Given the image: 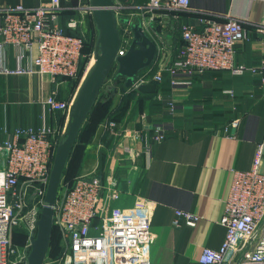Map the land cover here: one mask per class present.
<instances>
[{
    "label": "built area",
    "instance_id": "built-area-1",
    "mask_svg": "<svg viewBox=\"0 0 264 264\" xmlns=\"http://www.w3.org/2000/svg\"><path fill=\"white\" fill-rule=\"evenodd\" d=\"M261 1L264 9V0ZM130 4L115 0L116 16L134 21L141 18L144 30L158 46L152 67L140 73L131 88L156 85L164 81L165 74L170 76L172 87L188 85L196 75L215 70H229L237 75L257 73L264 80V59L257 66L236 61L237 44L248 38L240 18L227 16L219 21L213 14L199 11L204 26L198 28L182 16L193 12L191 0H146L141 6ZM70 8L78 10L80 16L68 20L69 28L76 29L86 17L92 16L90 0H78L74 6L64 5L62 0H37L33 6L19 3L0 7V74L35 76L41 88L45 78H49L55 87L48 94L42 92L38 101L52 112H64L67 118L75 95L71 100H62L58 94L60 88L68 85V78L77 77L84 45L83 35L68 33L63 26L62 12ZM164 15L178 23L182 45L176 52L166 38L168 24L161 19ZM260 27L264 32V19ZM119 29L122 37L119 54L123 55L131 45L133 32L129 24L120 21ZM7 48L16 51L15 67L4 59ZM236 125L237 120L233 127ZM101 127L114 138L107 153L108 165L101 176L96 169L93 174L77 176L72 185L62 181L54 206V225L61 232L63 255L57 260L47 256L44 264H153L149 248L153 240L154 205L143 197H138L129 208L116 205L122 192L113 167L117 151L129 159L142 151L150 156L152 143H140L141 131L127 129L122 121L106 120ZM153 128L152 142L159 143L165 138L168 125L162 123ZM65 131V127L60 130L44 119L39 126L9 128L0 124L3 138L0 140V264H28L31 235L37 231L53 157ZM123 137H128L130 143H122ZM105 145L99 144L101 148ZM263 162L264 142H261L251 168L233 171L221 218L226 227L225 240L218 249L205 248L198 264H264ZM198 220V215L177 209L173 225L194 226ZM17 227L28 232L23 245L14 242Z\"/></svg>",
    "mask_w": 264,
    "mask_h": 264
},
{
    "label": "crops",
    "instance_id": "crops-1",
    "mask_svg": "<svg viewBox=\"0 0 264 264\" xmlns=\"http://www.w3.org/2000/svg\"><path fill=\"white\" fill-rule=\"evenodd\" d=\"M145 1L127 0L125 3L141 6ZM19 3L33 6L37 0H0V7ZM77 4L78 0L73 6ZM191 7L193 12H185L182 16L184 21L198 28L204 26L199 19L203 14L199 11L213 14L219 21L227 16L240 18L248 38L237 44L236 61L247 66L262 62L264 32L260 24L264 9L261 0H191ZM76 11L79 17V11ZM86 19L77 28H82ZM161 19L168 24L166 38L172 51L176 52L182 45L178 23L168 15ZM15 54L13 48L4 50L3 56L9 66H16ZM53 87L49 78H45L41 88L40 80L35 76L0 74V96L3 98L0 124L9 128L39 126L44 119L60 130L66 128L69 118H63V112H52L37 101L42 92L48 94ZM163 87L165 89L156 88V95L146 101L143 109L137 108L138 102H133L121 120L127 129L140 130V143H152V151L150 156L142 151L134 159L126 158L118 164L117 159L114 166L111 163L116 168L122 192L116 205L132 207L138 197L153 203V240L149 248L153 264H198L205 248L218 249L225 240L226 227L221 218L233 171L250 169L257 145L264 142V80L257 73L237 75L229 70H215L205 72L197 82L194 77L192 84L177 87L171 86L168 76ZM114 100L115 106L120 103V91ZM152 100L156 105L149 109ZM235 120L237 125L233 127ZM104 122L98 128L91 149L105 144L103 137L106 135L101 127ZM162 123L168 125L165 138L159 143L152 142L153 125ZM228 127L230 130L226 131ZM108 138L114 143L113 137L108 135ZM108 138L106 136L105 140ZM122 143L127 145L130 139L123 137ZM94 160L95 166H87L85 162L83 168L87 170L94 166V171L97 168L99 172L100 158ZM121 171H129L131 177L127 176L123 181ZM177 209L198 215L197 224L174 226Z\"/></svg>",
    "mask_w": 264,
    "mask_h": 264
},
{
    "label": "water",
    "instance_id": "water-1",
    "mask_svg": "<svg viewBox=\"0 0 264 264\" xmlns=\"http://www.w3.org/2000/svg\"><path fill=\"white\" fill-rule=\"evenodd\" d=\"M123 3L127 0H119ZM92 17L98 30V38L93 54L94 64L86 72L73 98L65 137L56 148L50 179L42 207L37 220V231L31 235V250L28 264H44L50 248L54 227V206L62 186V178L71 151L78 134L84 125L100 90L116 66L115 77H124L128 87H134L138 75L150 67L156 58L158 46L144 30L141 18L137 21L129 17L118 18L114 10L115 0H90ZM119 21L129 24L133 32L131 45L125 54L120 55L122 44ZM138 90L144 93L155 92L156 85H140Z\"/></svg>",
    "mask_w": 264,
    "mask_h": 264
},
{
    "label": "trees",
    "instance_id": "trees-1",
    "mask_svg": "<svg viewBox=\"0 0 264 264\" xmlns=\"http://www.w3.org/2000/svg\"><path fill=\"white\" fill-rule=\"evenodd\" d=\"M63 3L64 5L71 6L76 3V0H64ZM77 13L78 12L75 9L71 8L66 9L62 12V23L66 31L75 35H83L84 37L83 57L80 61L78 75L76 78H68V85L60 89L58 98L62 100H71L73 95H75L80 85L81 79L85 73V70L87 69L90 58L95 51L98 38V30L92 16L87 17L85 25H83L82 28L72 29L67 26L68 20L72 17H77ZM150 67H152V65ZM150 67L145 68L140 73L149 70ZM115 74L116 66L112 69L110 75L107 77L105 84L100 90L97 101L92 107L84 125L82 126L78 134L76 143L71 151L70 157L63 173L62 181L64 184L72 185L76 177L79 175V172L82 171L85 164V158L88 154V149L90 148V145L92 144L95 135L98 132V128L102 122L111 119L121 121L126 116L127 111L129 110L133 102H138L137 108L143 109L146 101L156 95V93L154 92L144 93L137 89L126 86L125 78L122 76L116 78ZM168 76V74H165L164 81L156 83V88L158 90L165 89L163 85L168 82ZM199 78L200 75H196L195 82H197ZM119 91L121 92V101L118 105L115 106V94H117ZM62 115L63 118L66 116L64 112ZM105 135L108 138V134L105 133ZM106 136L103 137L106 146L100 151V170L98 173L100 176L102 175L104 167L106 166V164H108V150L111 146H113L112 138H108V141H106ZM27 236L28 232L24 228L17 227L14 229L13 238L14 242L17 245H23L27 240ZM62 255L63 245L61 232L59 228L54 225L50 248L47 256L49 258L57 260L60 259Z\"/></svg>",
    "mask_w": 264,
    "mask_h": 264
},
{
    "label": "rangeland",
    "instance_id": "rangeland-1",
    "mask_svg": "<svg viewBox=\"0 0 264 264\" xmlns=\"http://www.w3.org/2000/svg\"><path fill=\"white\" fill-rule=\"evenodd\" d=\"M98 35V34H97ZM92 58H93V55L91 56ZM90 61H91V58H90ZM90 61H89V63L88 64H90ZM64 90V89H63ZM38 96H39V93H38ZM2 97L0 96V101H2ZM39 99H37V101H38ZM153 101V100H152ZM151 101V102H152ZM156 105V102L155 101H153L152 102V104L149 106V109H154V106ZM101 147L100 146H94L92 149L91 148H89L88 149V154H87V156H86V158H85V162L87 163V166H89V164H91V165H94L95 166V158L96 157H98V158H100V151H101V149H100ZM117 155V159H118V161H117V164L119 163V161L120 162H122V160H125L126 159V157H125V154L123 153H118V154H116ZM120 156H122V157H120ZM129 162V161H128ZM94 166H92L90 169H82V171H80L79 172V175H82V174H86V173H88V174H93L94 173ZM123 168V167H122ZM97 169V168H96ZM124 169V168H123ZM98 170V169H97ZM115 170H116V168H115ZM86 172V173H85ZM127 173V172H126ZM126 173H123L122 171H121V179L124 181V180H126V177L127 176H129V177H131V174L129 173V171H128V173L126 174ZM78 175V176H79ZM124 175V176H123ZM123 177V178H122ZM21 229V228H20Z\"/></svg>",
    "mask_w": 264,
    "mask_h": 264
},
{
    "label": "bare ground",
    "instance_id": "bare-ground-1",
    "mask_svg": "<svg viewBox=\"0 0 264 264\" xmlns=\"http://www.w3.org/2000/svg\"><path fill=\"white\" fill-rule=\"evenodd\" d=\"M94 64V58H92L91 59V61H90V64H89V66H88V69H87V71L89 70V68L92 66Z\"/></svg>",
    "mask_w": 264,
    "mask_h": 264
}]
</instances>
